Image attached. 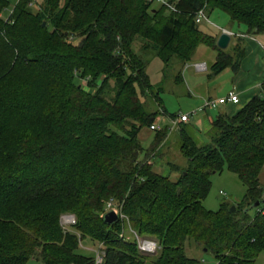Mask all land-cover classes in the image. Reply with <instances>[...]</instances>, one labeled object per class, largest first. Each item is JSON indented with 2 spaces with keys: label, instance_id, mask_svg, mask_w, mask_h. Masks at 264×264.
Here are the masks:
<instances>
[{
  "label": "trees",
  "instance_id": "obj_1",
  "mask_svg": "<svg viewBox=\"0 0 264 264\" xmlns=\"http://www.w3.org/2000/svg\"><path fill=\"white\" fill-rule=\"evenodd\" d=\"M60 1L44 0L32 15L19 0L0 16V264H93L80 242L102 243V264H205V253L251 264L264 251V83L236 113L216 116L206 143L179 124L185 162L167 160L164 174L157 158L171 132L149 127L166 110L146 65L155 56L185 64L204 44L216 50L213 73L238 70L241 36L228 53L194 15L218 9L264 34V0H168L174 10L148 0ZM149 129L145 147L140 132ZM223 167L245 186L234 212L227 202L203 205ZM109 197L123 214L111 224L102 218ZM64 213L76 223L62 227ZM135 235L158 248L141 252Z\"/></svg>",
  "mask_w": 264,
  "mask_h": 264
},
{
  "label": "rangeland",
  "instance_id": "obj_2",
  "mask_svg": "<svg viewBox=\"0 0 264 264\" xmlns=\"http://www.w3.org/2000/svg\"><path fill=\"white\" fill-rule=\"evenodd\" d=\"M18 1L19 0H9V3L5 5V7H3V11H0V16L2 18H7V16L13 11V7L17 5ZM148 2L150 3L151 7L155 8H158L160 5H162L155 0H148ZM43 3L44 0H26V7H28L32 15H35L40 11ZM62 5L63 0L59 2L57 7H60ZM205 14L207 15L206 19H203L199 23V28L203 32L210 35H216L218 34V31L220 29L221 32L224 30L222 29V27H229L234 30L233 32L229 31L231 32L229 34L231 37L240 35L238 32H235L238 29L237 24L232 23L225 12L215 9L208 13L206 11ZM241 29H244L243 25H240V30ZM261 39L260 41L262 42V44H264V40L262 41ZM138 47L139 44L135 46L136 50H138ZM224 49H226L228 53L232 52V47L230 49L229 47ZM148 56L145 55V58H148ZM215 56L216 50L204 44H199L194 54L192 55L191 60L185 64H182L178 60H175L168 65H164L162 60L157 56L150 59V61L146 65V72L148 74L152 90L154 93H158L167 115L175 116L178 113L190 112L194 110L193 108H195V106L197 105V101L201 95L207 94V92H212L215 89H224L229 86L231 82L230 76L232 74V70H230V67L221 72V74L213 73L211 71V64L214 62ZM198 62H206L207 71L197 70L195 64ZM81 83L85 84V81L81 80ZM151 107H154V105H152ZM200 113L201 112H199L195 116H192L191 120V125L198 129H200V127L202 126L201 120L199 119L202 115ZM167 115H160L157 118L156 123L167 126L169 122V116ZM173 116H171V118ZM143 132L144 130L140 132L141 139L143 140V145L146 147L152 139V133L150 129L145 133ZM188 132L192 133L193 136L197 138L201 143H206L209 141V135L204 133L203 129H200V132L198 133L201 139H199L195 132L191 129H188ZM177 133L178 132L176 131V129L171 132L168 141L162 148V151L165 152V155L157 158L158 162L156 166L160 167L158 169H161V172L164 174L168 171L166 162L167 160L180 165L185 162V158L180 154L178 150L179 140ZM259 179L261 184L264 186V166L260 171ZM220 191H222L223 193L221 194ZM244 193L245 186L241 183L237 175L227 170L226 167H223L220 172L210 175V187L203 200V205L206 209L218 210L220 204L223 202H227L231 205L238 204L242 201ZM107 200L108 199H106L104 202L105 207ZM125 225L126 222H124V226ZM127 226H125L124 229L121 228V231H124L127 237L134 238L133 232L130 231ZM80 244L82 253L94 257V249L96 250L98 246L97 242H80ZM102 247L103 246L101 245V249L104 252ZM198 253H196L195 255L198 256ZM203 258L205 259V264H216L215 259H213L209 254L205 253ZM25 264L43 263L40 260L30 259ZM251 264H264V251H261Z\"/></svg>",
  "mask_w": 264,
  "mask_h": 264
},
{
  "label": "crops",
  "instance_id": "obj_3",
  "mask_svg": "<svg viewBox=\"0 0 264 264\" xmlns=\"http://www.w3.org/2000/svg\"><path fill=\"white\" fill-rule=\"evenodd\" d=\"M237 27L238 29L235 32L241 33V35H239L241 36L239 43L244 49L245 54L240 61L238 70L233 71L230 68V70H232V74L230 76L231 82L229 86L224 89H215L212 92H207V94L201 95L197 101V105L195 108H193L194 110L186 112L190 113L189 120L180 123L189 126L199 139H201L200 135L198 134L200 129H203V132L208 134L212 126V122L218 114L232 115L236 113L254 95L261 92V86L264 83V44H262L260 39L262 38L261 40H264V34H248L246 33L245 28L240 30V26ZM222 29L232 32L234 31L229 27H222ZM220 30L218 31V34L215 35L217 38L221 33ZM234 44H236V38L230 36V40L226 48L229 47L230 49ZM198 64H203L204 67L200 68L197 66ZM195 67L199 71H207L206 62H198L195 64ZM227 68L229 67L224 68L217 74H221V72ZM233 89L237 92L239 98L237 103L227 102L226 104L219 105L215 108L203 107L204 101L207 98H219L225 96ZM199 112L202 114L201 118H199L202 124L200 129L191 125L192 116L197 115ZM167 116H169L168 120H170L171 115Z\"/></svg>",
  "mask_w": 264,
  "mask_h": 264
},
{
  "label": "built area",
  "instance_id": "obj_4",
  "mask_svg": "<svg viewBox=\"0 0 264 264\" xmlns=\"http://www.w3.org/2000/svg\"><path fill=\"white\" fill-rule=\"evenodd\" d=\"M156 2H159L162 5L167 6L169 9L174 10V4L170 3L168 0H155ZM206 14L203 9H199L195 15L194 19L196 23H200L203 19H206ZM230 34L231 32L227 30H223ZM200 68H203V64H198L197 65ZM239 101L237 92L233 89L229 91V93L225 96L219 97V98H207L204 101L203 107H212L215 108L219 105L226 104L227 102L231 103H237ZM190 113H178L172 118H170L167 129L169 132H172L173 130L177 129L179 124L182 122H186L189 120ZM151 130H158L160 127H162V124L160 123H152L150 126ZM222 194L223 192L220 191ZM106 211L108 210H114L115 213L118 216V219L123 218V214L121 213V206L116 204L113 197L108 198L106 202V207L104 209ZM60 223L63 227L67 228L70 227L71 225H74L76 223V218L73 214L71 213H64L60 216ZM135 238L137 240V246L141 252L144 253H154L156 249L158 248V243L156 240L148 238V237H141L138 235H135ZM97 249L95 251L94 257H93V264H102L103 263V258H104V252L101 249L102 243H97ZM203 260V259H202ZM216 264H218L216 262Z\"/></svg>",
  "mask_w": 264,
  "mask_h": 264
},
{
  "label": "water",
  "instance_id": "obj_5",
  "mask_svg": "<svg viewBox=\"0 0 264 264\" xmlns=\"http://www.w3.org/2000/svg\"><path fill=\"white\" fill-rule=\"evenodd\" d=\"M44 24H45V23H43V25H44ZM229 40H230V35H229L227 32L222 31V32L220 33V35L218 36L217 40H216V45H217V47H219V48H221V49H224V48H226V46L228 45ZM263 201H264V199H263ZM257 204H258V201H256V202L252 205V207H253V206H256ZM234 210H235V205H231V206L229 207V211H230V212H234ZM102 218H103V220H104L106 223H108V224H111V223L116 222V221L118 220V216H117V214L115 213L114 210H108V211L104 212V213L102 214Z\"/></svg>",
  "mask_w": 264,
  "mask_h": 264
}]
</instances>
